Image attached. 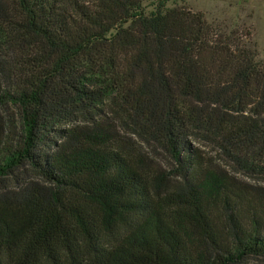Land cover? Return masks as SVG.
I'll use <instances>...</instances> for the list:
<instances>
[{
  "label": "trees",
  "instance_id": "16d2710c",
  "mask_svg": "<svg viewBox=\"0 0 264 264\" xmlns=\"http://www.w3.org/2000/svg\"><path fill=\"white\" fill-rule=\"evenodd\" d=\"M143 1L0 0V111L19 119L14 137L0 122V179L14 180L0 198V264L264 255V217L239 219L235 186L195 145L264 171V60L248 33L163 3L145 14ZM108 113L170 156L175 189L101 126Z\"/></svg>",
  "mask_w": 264,
  "mask_h": 264
},
{
  "label": "rangeland",
  "instance_id": "374dc122",
  "mask_svg": "<svg viewBox=\"0 0 264 264\" xmlns=\"http://www.w3.org/2000/svg\"><path fill=\"white\" fill-rule=\"evenodd\" d=\"M159 3H163L165 8L178 6L201 12L208 22L226 31L235 30L242 35L248 33L249 39L245 41L256 52V60H264V0H144L141 7L145 14H150ZM102 119L101 126L112 131L126 146H132L135 151L137 149L143 153L154 171L165 176L169 174L168 181L163 183L164 188L173 190L179 185L180 178L176 175L175 165L165 151L144 143L114 115L104 114ZM0 122L8 127L11 137L19 133V119L15 109L0 111ZM195 145L201 148L211 168L225 175L235 186L236 193L240 195L236 202L239 219L247 221L254 212L264 217V171L246 172L229 162L213 145L201 140H197ZM13 183L12 178L0 179V198L10 196L9 190L14 191ZM224 213L221 207L214 209V216L219 222L226 219ZM189 230L199 236L196 228L189 227ZM199 242L201 245L204 243L203 237L199 238ZM237 264H264V255H249Z\"/></svg>",
  "mask_w": 264,
  "mask_h": 264
}]
</instances>
